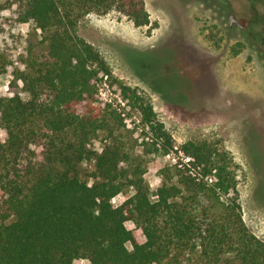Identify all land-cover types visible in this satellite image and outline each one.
<instances>
[{
    "label": "trees",
    "instance_id": "1",
    "mask_svg": "<svg viewBox=\"0 0 264 264\" xmlns=\"http://www.w3.org/2000/svg\"><path fill=\"white\" fill-rule=\"evenodd\" d=\"M111 10L147 34L158 27L145 0H0V30L34 17L41 36L15 63L0 48V75L11 67L17 86L0 92V264H264L233 153L220 138L177 143L150 97L118 81L78 34L81 17ZM99 73L128 107L101 99ZM135 108L146 116L140 131ZM126 187L132 194L110 206Z\"/></svg>",
    "mask_w": 264,
    "mask_h": 264
},
{
    "label": "rangeland",
    "instance_id": "2",
    "mask_svg": "<svg viewBox=\"0 0 264 264\" xmlns=\"http://www.w3.org/2000/svg\"><path fill=\"white\" fill-rule=\"evenodd\" d=\"M145 2L151 20L158 22L150 34L116 10L86 14L79 19L77 32L100 51L118 81L150 97L177 143L192 138L222 140L239 163L244 221L264 239V0ZM231 12L252 26L254 36L229 24ZM35 22L33 17L0 30V48L14 63L19 53L37 46L41 36ZM95 82L103 101L128 107V95L117 82L111 85L103 73ZM17 84L21 86V81ZM15 90L10 67L0 75V92L11 95ZM145 118L135 108L129 119L140 131ZM7 134L0 128V139ZM148 163L152 201L158 184L155 171L163 160ZM131 194L130 188L122 189L110 206L120 205ZM132 232L136 240L143 239L140 228ZM127 246L131 248L130 243Z\"/></svg>",
    "mask_w": 264,
    "mask_h": 264
},
{
    "label": "water",
    "instance_id": "3",
    "mask_svg": "<svg viewBox=\"0 0 264 264\" xmlns=\"http://www.w3.org/2000/svg\"><path fill=\"white\" fill-rule=\"evenodd\" d=\"M229 23L230 25H233L234 23H236L239 27H244V24L237 18L236 13L231 12L229 14Z\"/></svg>",
    "mask_w": 264,
    "mask_h": 264
},
{
    "label": "flooded vegetation",
    "instance_id": "4",
    "mask_svg": "<svg viewBox=\"0 0 264 264\" xmlns=\"http://www.w3.org/2000/svg\"><path fill=\"white\" fill-rule=\"evenodd\" d=\"M229 19V16H228ZM230 24V23H229ZM236 24V23H234ZM244 24V27H240V29H242L247 35H249L250 37L254 36V32L252 31V26L250 24ZM237 25V24H236ZM238 26V25H237ZM239 27V26H238Z\"/></svg>",
    "mask_w": 264,
    "mask_h": 264
},
{
    "label": "crops",
    "instance_id": "5",
    "mask_svg": "<svg viewBox=\"0 0 264 264\" xmlns=\"http://www.w3.org/2000/svg\"><path fill=\"white\" fill-rule=\"evenodd\" d=\"M123 20V19H122Z\"/></svg>",
    "mask_w": 264,
    "mask_h": 264
}]
</instances>
